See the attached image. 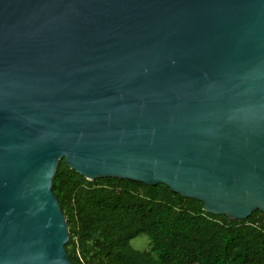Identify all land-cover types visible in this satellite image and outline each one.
I'll return each mask as SVG.
<instances>
[{
	"label": "water",
	"instance_id": "water-1",
	"mask_svg": "<svg viewBox=\"0 0 264 264\" xmlns=\"http://www.w3.org/2000/svg\"><path fill=\"white\" fill-rule=\"evenodd\" d=\"M60 158L264 213V0H0V264H71Z\"/></svg>",
	"mask_w": 264,
	"mask_h": 264
},
{
	"label": "trees",
	"instance_id": "trees-1",
	"mask_svg": "<svg viewBox=\"0 0 264 264\" xmlns=\"http://www.w3.org/2000/svg\"><path fill=\"white\" fill-rule=\"evenodd\" d=\"M63 213L71 264H264V213L228 219L202 202L117 177L92 180L60 158L51 180ZM139 234L148 248L129 240Z\"/></svg>",
	"mask_w": 264,
	"mask_h": 264
},
{
	"label": "rangeland",
	"instance_id": "rangeland-1",
	"mask_svg": "<svg viewBox=\"0 0 264 264\" xmlns=\"http://www.w3.org/2000/svg\"><path fill=\"white\" fill-rule=\"evenodd\" d=\"M129 244L134 249L145 250L148 248V238L144 234H139L129 240Z\"/></svg>",
	"mask_w": 264,
	"mask_h": 264
}]
</instances>
